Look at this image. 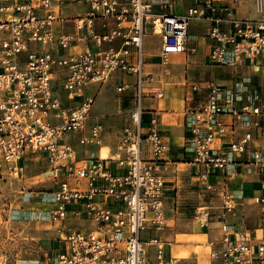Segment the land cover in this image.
I'll return each instance as SVG.
<instances>
[{
	"label": "built area",
	"instance_id": "2783aa9c",
	"mask_svg": "<svg viewBox=\"0 0 264 264\" xmlns=\"http://www.w3.org/2000/svg\"><path fill=\"white\" fill-rule=\"evenodd\" d=\"M66 1L84 11L63 16ZM169 7L153 0H0V180L12 174L24 178L31 163L46 166L33 185H52L37 191L51 208L21 212L8 206L6 220L58 222L55 252L32 264H182L171 242L161 238L168 209L174 210L161 165L170 146L154 120L147 129L142 125L144 91L152 81L143 67L144 38L158 37L166 61L187 52L190 23L203 20L213 43L212 64L257 67L264 56V20L229 28L235 20L220 0H191L183 13L167 12ZM256 7L264 17V0H256ZM117 74L134 78L116 87L119 94L132 90V105L118 121L94 115L95 96L84 92ZM250 86L193 84L191 90L204 92L206 102L187 112V149L203 183L212 171L228 176L244 164L263 177L253 202L264 222V94ZM116 124L121 153L83 158V150L97 146ZM31 190L22 186L19 198L28 202ZM217 196L220 213L195 208L200 227L214 217L224 221L242 199L224 183ZM70 219L89 225L65 227ZM221 229V239L207 243L211 264H264V233L258 238L228 224Z\"/></svg>",
	"mask_w": 264,
	"mask_h": 264
},
{
	"label": "crops",
	"instance_id": "0c3cea01",
	"mask_svg": "<svg viewBox=\"0 0 264 264\" xmlns=\"http://www.w3.org/2000/svg\"><path fill=\"white\" fill-rule=\"evenodd\" d=\"M153 1L159 4H169L170 7L167 9V12L172 13H183L191 2V0ZM220 1L229 6L230 17L235 20V23L229 28L239 27L241 21L244 20H264L262 19L264 17L261 12L258 11L256 7V0ZM75 4L81 5L78 3ZM81 7L82 13L84 11V6L81 5ZM79 14H71L68 16H76ZM197 25L200 26L199 31L195 29ZM190 27L192 28V32H189L187 52L184 54H175L179 55L177 60H171V54L167 56L166 61L160 58L159 39L153 35L145 36L142 50L144 72L146 70L145 67L149 66L151 68L152 81L148 83V85L151 89H154L145 93V98L143 99L145 105H143L142 114V120H145V124L142 125L147 129L151 121L154 120L160 134L170 146L169 152L165 156V161H163L161 165L163 168L162 172L168 197V205L172 208L174 207V210L168 209V227L163 233H161V238L163 234H167L166 232L171 229L170 222H173L172 225L175 237L181 236L186 238V236H191L193 231L192 224L193 221H195L193 218L194 208L198 207L201 202L207 201V199H210V202L207 203L211 206V194H214V196L220 201L221 198L217 196V192L219 188L223 186V183L233 195H241L242 199L235 201V209L225 214L224 221L218 220L214 217L209 223L210 228L199 226V233H201L199 235H205L208 233V239L210 240L208 242H216L221 239L222 235V233L221 235L219 233L218 224H228L230 225L231 230L250 231L255 233L256 237L259 238L262 233H264V222L260 219V211L258 206L254 204L253 197L259 192L262 181L261 179H263V177H257L251 172H247L246 169L250 166L244 164L241 165V167L236 168L235 171H231V174L228 176H223L219 172L212 171L207 177L206 183H203V181L195 175L196 166L192 163L191 153L187 149V112L190 108L206 102V94L204 92H201L198 95V93L191 90V86L195 83L202 86L206 81L211 80L231 86L243 82L251 85L249 89L251 87L257 89L259 95L264 94V56L259 60L260 64L257 67L249 62L238 66H221L212 64L208 60V54L213 44L206 37L209 27L208 22L203 20H192L189 30ZM133 61H135L134 55L132 56V62ZM164 68L174 71L175 74H173L174 77L172 78L175 79L164 83L157 82L154 85L155 78H157L156 80H159L160 69ZM154 75H156V77ZM181 80H183V82ZM120 81L132 84L134 78L130 75H116V80L110 82L114 84L113 93L106 98L108 102L106 107L107 112L106 114L100 113V115H108L112 119L117 120L116 118H118L121 113L127 111L131 107L132 90H125L121 94L116 92V87ZM105 86L106 85L98 86L97 92L94 96L97 97V95H102ZM87 89L88 87L84 89V92ZM157 92H160V94L157 95ZM261 96L264 98V95ZM95 105L96 101L92 111H94ZM240 133L241 131H238V134ZM90 149H93V147L83 150V158L88 157L87 152ZM100 152L109 153V151L104 150V148H102ZM108 157H110V153ZM179 165L188 166V170L186 173H183L182 176L179 175L177 169ZM45 169L46 166H36L28 163L23 175V182H32L35 178L34 176L40 175ZM224 178L225 182L223 180ZM39 179L43 178L39 177ZM206 184L211 186L210 190L204 189ZM30 186L32 188L31 191L33 192L31 200L28 202L22 201V203L15 208L20 209L21 212L45 211L49 209V207L47 208V206H45V203L41 202V198L37 191L44 188H51V183L44 181V184L39 183ZM220 203L222 204V201H220ZM189 204L191 207L187 208L186 206H190ZM218 210L219 211L214 213H220L221 206ZM80 221L81 220L78 219H70L65 223V227H73L74 224H80ZM214 223L217 227L211 225ZM43 228L38 231L33 229L31 232L38 236V238H36L31 234L37 242L38 248L36 255L34 256V261L30 262L44 260L47 255H52L57 248L58 233L56 230H46ZM202 230L205 232H201ZM198 244L200 247L201 243ZM194 247V243H188L186 241L177 240L171 242V251L173 254L176 255L182 251H187V253H189L188 258L182 257V264H211L207 253L204 257L195 256L192 253Z\"/></svg>",
	"mask_w": 264,
	"mask_h": 264
},
{
	"label": "rangeland",
	"instance_id": "374dc122",
	"mask_svg": "<svg viewBox=\"0 0 264 264\" xmlns=\"http://www.w3.org/2000/svg\"><path fill=\"white\" fill-rule=\"evenodd\" d=\"M81 10H82L81 5H77L75 3H70V2L67 3L66 1L64 5L62 6V15L68 16L71 14H79L81 13ZM195 29L199 31L200 26L197 25ZM189 32L190 33L192 32L191 27H190ZM178 58H179V55L171 54L170 56L171 60H177ZM145 69H146L145 74H150V75L152 74L151 68L149 66L145 67ZM159 74H160L159 80H156L157 78H155L154 85L157 82L164 83L166 81H172L173 79H175V78H172L174 77L173 74H175V72L167 68L160 69ZM154 76L156 77V75ZM181 81L183 82V80ZM113 85H114L113 83L107 84L103 90V94L100 96L97 95V97H95L96 105L93 111L94 115L99 116L100 113L106 114L107 112L106 107L108 103L106 98L110 94L113 93V89H114ZM97 88L98 86L91 85L88 87L87 90H85V92L90 95H95V93L97 92ZM150 90H154V89H151L150 86L146 84V88L144 92L146 93ZM103 103H106V104H103ZM143 105H145L144 102H143ZM108 119L109 118L105 119V123H108L109 121ZM142 124L143 125L145 124L144 119L142 120ZM118 127H119V124H116V127L113 133H109V134L107 133L104 136L103 140L97 146H94L93 149H90L87 152V156L88 157H99L102 154L100 150L104 148V150L109 151L110 157H117V155L121 153V148L117 144L118 139L116 136ZM177 169H178L179 175L182 176V174L186 173V171L188 170V166L179 165ZM4 177L6 178L4 181L0 180V264H32L33 262H30V261H34V256L36 255L37 248H38V244L33 238V237L38 238V236L35 235L34 233H31L32 230L35 229L36 231H38L39 229H42L43 227L46 230L48 229L56 230V226L58 222H55V224H52L50 221H43L44 223L43 222L39 223L36 221L30 222V223L7 221L5 208L8 206L9 207L19 206L20 203H22L23 201L19 198L20 196L19 191L21 187L33 185L35 182L32 181V182L24 183L22 182L24 178L21 176L17 177L16 174H12L11 176H4ZM211 195H212L211 206L208 204L210 202V199H207V201L201 202L199 207L209 206V208L212 209L211 210L212 212L219 211L218 209H220L221 200L219 201L218 198L214 196V194H211ZM45 206H47V208L52 207L51 205H46V204ZM186 207L190 208L191 205L186 206ZM74 208H77V207H74ZM211 220L212 219H210V221ZM80 222H81L80 224H74V226L86 227L89 225V223H87L86 221H80ZM169 224H170L171 229L166 232L167 234L162 235V238L164 240L171 241V242L178 240V241H186L188 243H194L195 247L192 249L193 251L192 253L197 257H204L205 254L208 253L209 249H208L207 243L208 241H210L208 239V233H206L205 235H199L201 233H199V225L196 221H193V224H192V230H193L192 235L186 236V238L181 237V236L175 237L174 235L175 233H174V229L172 225L173 222H170ZM211 225L217 227L215 223ZM206 227L210 228V225L207 224ZM218 228H219L218 229L219 233L221 235L222 224H218ZM201 232H205V231L202 230ZM31 234L33 237L31 236ZM198 243H201L200 247L198 246L199 245ZM176 255L178 257L183 256L184 258L189 257V253H187V251H182L181 253L179 252Z\"/></svg>",
	"mask_w": 264,
	"mask_h": 264
},
{
	"label": "bare ground",
	"instance_id": "6f19581e",
	"mask_svg": "<svg viewBox=\"0 0 264 264\" xmlns=\"http://www.w3.org/2000/svg\"><path fill=\"white\" fill-rule=\"evenodd\" d=\"M108 156H109V153L108 152H103L99 157L103 159V158H108ZM38 222L39 223H42V221H38ZM180 257H183V256H180Z\"/></svg>",
	"mask_w": 264,
	"mask_h": 264
}]
</instances>
